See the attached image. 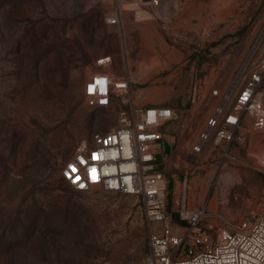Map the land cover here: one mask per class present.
<instances>
[{
  "label": "rangeland",
  "instance_id": "1",
  "mask_svg": "<svg viewBox=\"0 0 264 264\" xmlns=\"http://www.w3.org/2000/svg\"><path fill=\"white\" fill-rule=\"evenodd\" d=\"M117 15L118 24L110 17ZM264 22V0H0V264H140L154 230L140 199L82 193L65 164L117 125L83 95L95 73L129 79L131 102L177 114L169 207L185 196L215 225L264 209V131L192 154L217 97ZM264 103V83L260 88ZM175 223L179 222L173 214Z\"/></svg>",
  "mask_w": 264,
  "mask_h": 264
},
{
  "label": "built area",
  "instance_id": "2",
  "mask_svg": "<svg viewBox=\"0 0 264 264\" xmlns=\"http://www.w3.org/2000/svg\"><path fill=\"white\" fill-rule=\"evenodd\" d=\"M110 23L118 24V16H111ZM263 83L264 22L227 88L212 91L217 104L192 146L193 155L204 153L214 139L228 153L233 141L246 139L240 130L247 117L256 131H264ZM130 90L129 79L115 80L108 73H95L85 82L87 104L118 109L117 125L96 134L91 145L83 144L62 168L61 177L78 192L98 189L142 201L154 230L150 251L140 264H264V209L251 219L215 225L205 206L191 208L185 196L169 207V158L164 157L163 141L177 114L165 106L134 104ZM262 161L264 165V155Z\"/></svg>",
  "mask_w": 264,
  "mask_h": 264
},
{
  "label": "water",
  "instance_id": "3",
  "mask_svg": "<svg viewBox=\"0 0 264 264\" xmlns=\"http://www.w3.org/2000/svg\"><path fill=\"white\" fill-rule=\"evenodd\" d=\"M163 148H164V157L168 159L171 156L173 151V147L169 141L166 139L163 141Z\"/></svg>",
  "mask_w": 264,
  "mask_h": 264
}]
</instances>
